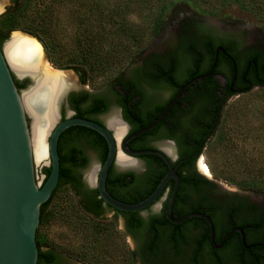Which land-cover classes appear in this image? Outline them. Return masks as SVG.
<instances>
[{"label": "flooded vegetation", "instance_id": "flooded-vegetation-1", "mask_svg": "<svg viewBox=\"0 0 264 264\" xmlns=\"http://www.w3.org/2000/svg\"><path fill=\"white\" fill-rule=\"evenodd\" d=\"M187 37L191 39L187 46L179 45L180 42H177L176 45L164 47L161 50L144 51L142 58L127 68V75L123 78L122 82L125 84L129 82L137 83L138 81L142 82L148 79L146 76L159 78L165 75L167 79L175 83H185V80L202 74L197 73L200 70H209L211 66L215 64L213 74L203 79H207L212 75L213 79L218 80L225 87L232 73L233 79H238L237 65L242 64L247 59L249 51H260L264 48V45L260 48L252 47L245 51L240 58L235 52V47L232 42L227 43L223 39H216L207 33L204 34L203 40H201L200 37L197 38L195 34L193 37L190 35H187ZM207 40L224 42V45L221 43H217L216 45V47L223 46V50H218L217 52L214 50V52H212L210 46L205 45V41ZM192 42L197 44V47H191ZM211 59L212 64L210 65ZM233 61L235 62V66L233 65ZM166 63H168L167 66H165ZM132 69H134L136 73L134 78H131ZM14 79L21 85V87L18 88L21 90L23 84L19 81V78L14 77ZM27 80L29 81V79ZM201 80L202 79H198L187 86L185 89H189V91L183 92L185 89L182 91L183 93L179 96L180 99L177 101L178 97L173 102L164 118L161 120L162 122L160 121V124H157L159 126L154 134H149L145 138L134 140L135 137L127 142V146L132 150L157 149L166 150L168 152L167 154L172 165L179 175L178 186L171 207L172 217L180 218L190 213H203L208 215L214 225L215 246L210 242L209 226L205 218L201 216H191L178 223H173L168 219L166 207L170 194L174 188V178H170L166 182L158 199L142 210L132 212L119 210V212H116L108 208L105 202V204H102L101 208L103 210L101 214H104L106 211H112L117 213L122 219L124 232L130 237L134 244L132 254L137 257L140 264H161L162 261L170 262L171 259L175 261L185 260L190 264H192L191 261L194 260H197L200 264L204 260H208L212 264H225L227 262H232L234 264L236 261H260L261 264H264V238L261 236V227L259 224H257L253 217L248 215L250 213V207L248 206L249 202L243 200L239 195H233L231 190L227 189L215 179L207 176L208 173L204 172V169H201L198 164L199 156H195L196 140L188 136L191 133L196 137V133L199 130V126L196 124L202 113V95L201 92H199L201 91V87L198 88L196 87L197 85L194 86L193 84H197V82ZM71 85L68 86L69 89H71ZM120 86V84L116 86L119 93L113 96L114 98L107 95L105 92L106 90L103 88L96 91L86 89V87H82L80 90L71 89V91L67 93L64 105L60 106L61 102L59 103L60 118L79 116L77 115L75 107L77 105L86 110L85 117L102 124H109L110 121L115 118L111 117L108 121L106 120L107 122L105 121L106 115L112 106L117 109V113L121 118H123L125 107L128 108L126 112L132 113L133 111L134 113H144L154 117L159 113L158 110H162L161 108H164L175 94L173 88H167L168 94L165 97L149 100L148 95L152 89H141L138 86L130 100L125 101V106H123L122 104H117L124 101L125 98V92ZM107 102L110 103L108 108L106 107ZM67 108L70 109L68 113L66 111ZM130 129L131 126L128 123L126 136L129 135ZM161 141H167L169 148L164 149L159 146V142ZM94 152L96 153L99 164H101L99 154L96 151ZM130 157L131 158L127 157L129 162L120 163L121 165H129L128 167H120L116 162L110 167L112 174L115 175L131 172V174L126 176V180H129V186H126L125 193H121V186L115 187L116 193L121 197H130V195L136 193L140 189L151 188V185L148 186L146 182L150 181V184H153L157 179V173L159 172L160 174V172L163 171L164 175L168 169L162 158L144 159L141 158L140 155L134 156V158L133 156ZM134 163L138 164L136 170L130 169V166ZM83 169L85 168L77 170L79 175L76 181L79 185L73 180L71 184L73 187H79L82 193H88L91 189L96 187L94 180L90 177L92 172L88 176H85L82 172ZM77 197L79 199L82 198L80 194H78ZM163 214L166 216L169 224L161 221L150 222L153 218H160L163 220ZM135 216L142 220L141 223H133L135 222L133 221V217L135 218ZM240 222H247L246 228ZM171 224L177 225V230H179L177 232L179 252H177L178 255H175V258L171 257V252L169 250ZM205 227L208 229L207 240L206 238H202ZM236 228L242 229L244 239L242 233L236 230ZM258 232L260 233L259 235H257ZM194 236H197V238ZM225 237L227 238L225 239ZM224 239L225 241L223 242ZM150 251H157L156 255H153L155 260L149 258ZM61 264H79V262L73 259L69 263L62 262Z\"/></svg>", "mask_w": 264, "mask_h": 264}, {"label": "rangeland", "instance_id": "rangeland-1", "mask_svg": "<svg viewBox=\"0 0 264 264\" xmlns=\"http://www.w3.org/2000/svg\"><path fill=\"white\" fill-rule=\"evenodd\" d=\"M10 4L11 0L3 2L0 16ZM198 5L196 8L182 5L180 2L175 3L169 12L164 29L155 37L145 31L149 22L143 16V12L134 8L128 12L127 18L133 22L134 26L143 29L144 36L141 39V45L145 51H156L174 46L180 42L182 35L193 37L199 32L207 33L216 39H223L227 43L232 42L240 58L248 49L260 48L264 45V22L262 20L264 3L249 9H242L236 4L221 6L219 0H204ZM55 15V20H57L52 23V32L60 47L59 50L74 53L78 40L74 6L56 10ZM184 25L186 28L181 30ZM14 31L30 35L20 29H13L9 31L2 44ZM131 48L115 56L116 60L109 70L102 74H94L84 84L80 82L75 70L58 68L48 61L45 53L44 57L53 68L70 72L72 90L86 87V89L96 91L103 88L108 94V89L112 88L115 76L126 77L129 60L132 58V64H134L144 54L143 52L137 56ZM129 54L132 55L127 56ZM121 71L125 73L121 75ZM19 81L24 84L21 90L26 91L30 81L24 78ZM71 89L61 98L60 106L64 105L67 93ZM167 94V89H163L160 94L152 90L148 97L149 100L159 99ZM66 111L68 113L70 109L67 108ZM106 116L105 121L111 117H119L117 109L113 106ZM159 146L164 149L169 148L167 141L159 142ZM85 153L89 163L82 172L88 176L99 165V162L96 153L91 148L86 147ZM198 164L200 167L201 164L203 165V171L208 173V177L231 190L233 195H239L243 200L264 210V189L246 185L247 183L264 184V86L254 85L248 91L232 95L227 99L217 130L209 138L199 155ZM48 165L49 156L42 161L36 160L35 175L39 183L44 180L43 169ZM137 168L136 163L130 166V169L136 170ZM95 173L97 178L98 168ZM77 199L78 197L69 185H62L56 191L50 204L51 216L41 228L44 236L42 249L58 253L63 263H69L74 259L78 260L79 264H140L137 257L132 254L134 244L124 232L122 219L117 213L106 211L94 217V215L81 211ZM259 234L258 232L257 235ZM80 254H85L86 259H82ZM161 264L190 263L178 260L173 263L162 261ZM201 264L212 263L204 260Z\"/></svg>", "mask_w": 264, "mask_h": 264}, {"label": "trees", "instance_id": "trees-1", "mask_svg": "<svg viewBox=\"0 0 264 264\" xmlns=\"http://www.w3.org/2000/svg\"><path fill=\"white\" fill-rule=\"evenodd\" d=\"M113 1V2H112ZM204 0H11V4L8 5L5 11L0 16V43L7 37L9 31L13 29H20L34 37L41 43L45 56L48 61L62 69L72 68L78 75L81 83H86L94 74H102L111 68L116 60L115 56H119L123 52L132 47V52L137 56H140L145 51V48L141 45V39L144 36L143 29L136 27L133 22H130L127 18V14L132 9H137L143 12V16L148 19L147 27L145 31L149 35L157 36L165 27L169 12L172 6L180 2L185 6L196 7ZM218 1V0H215ZM221 6L236 4L242 9L253 8L257 4L264 3V0H219ZM110 5V6H108ZM66 6H74L76 24L78 31L77 46L74 53L60 52V47L56 43L55 37L52 32V23L55 20V11L60 10ZM262 20L264 22V12L262 13ZM57 20V19H56ZM56 20L54 22H56ZM5 28V29H4ZM186 28V25L182 26L181 30ZM203 32H199L196 35L197 38L203 40ZM190 37L185 34L182 35L179 45H188ZM218 40H207L205 45L210 46L212 52H214L217 43L224 45V42H217ZM191 47H197V44L192 42ZM128 54V53H127ZM124 55V54H123ZM129 54L127 56H130ZM213 59V55H212ZM212 59L211 63L212 64ZM133 59L129 60L127 68L132 64ZM166 63L165 66H167ZM195 69V68H194ZM131 73V78L136 75L135 70ZM208 70H200L197 73H205ZM215 71V70H214ZM125 72L121 71V75ZM213 74V72L211 73ZM237 78L233 79V73L229 76L228 82L224 87L218 80L212 78V75L207 79H202L200 82L193 85L201 87V110L202 113L199 116L198 123L199 130L195 135H188L195 138V156H199L203 151L209 138L216 132L218 124L221 119L223 107L227 99L236 94H240L248 91L254 85L264 86V48L263 50H250L247 59L240 65H237ZM148 79L137 83L122 82V76L113 79L112 88L108 89V94L115 96L119 93L116 89L117 85H121V89L125 92L124 101L117 104L125 106V101L130 100L132 94H134L136 87L150 88L157 92H161L163 89L173 88L175 92L184 83H175L170 79H167L165 75L159 78H152L146 76ZM191 77V76H190ZM187 81V80H185ZM18 88L21 87L18 81L15 80ZM23 84V83H22ZM24 86V84L22 85ZM189 88V87H188ZM137 90V89H136ZM186 90V91H185ZM183 92L189 91L185 89ZM182 92V93H183ZM222 93V94H221ZM86 94V93H85ZM84 94V95H85ZM87 95V94H86ZM180 97L177 99V101ZM114 101V99H113ZM110 103L107 102L108 108ZM77 115L85 117L86 110L79 105L75 106ZM128 108L125 107L123 111V118L126 120L131 129L129 134L149 125L163 110H158L159 113L151 117L149 114L126 112ZM135 110V108H134ZM162 122V121H161ZM160 124V123H159ZM157 125L153 129L144 134L136 137V139L145 138L149 134H154L157 129ZM188 142V140L186 139ZM91 148L96 151L101 159V163L104 161L107 153V144L104 138L96 131L84 127V126H70L65 129L58 139V152L60 155V173L59 180L56 188L49 197L40 206V221L36 230V243L38 246V259L36 264H61L62 261L58 253L53 250H43L44 236L41 232V228L47 221V218L51 216L50 204L53 201L56 191L62 185H69L75 196L81 195V199H77L78 206L82 212L89 213L98 217L102 213V204H105L102 198L99 197L97 188L91 189L88 193H82L79 187H73L72 180L76 181L80 168H86L88 166V157L85 153V148ZM141 158H160L154 154H143ZM50 167H45L44 180L48 176ZM163 171L157 173L156 181L153 184L146 182L149 189L143 188L136 193L130 195V197H121L115 190V187L121 186L122 192H126V186H129V180H126V176L131 172H125L118 175L112 174L111 168L108 171L106 178V188L114 197L129 203L138 202L147 197L156 187L160 177L163 175ZM125 180V181H123ZM249 187L258 186V188L264 189L263 183H247ZM108 208L119 212L118 209L106 204ZM250 207V217L256 220L257 224L261 227V236L264 238V210L258 208L255 204L248 203ZM134 214V212H133ZM134 224L141 223V219L133 217ZM165 222L169 224L166 216L163 214V220L160 218H153L150 222ZM245 228L247 222H240ZM178 227L177 225H170V246L171 257L175 258L178 255ZM197 238V236H194ZM202 238H208V229L205 227L203 230ZM149 249V248H148ZM150 250V249H149ZM174 252V253H173ZM157 251H150L149 258L155 260L153 255H156ZM82 259H86V255H81ZM193 260V259H192ZM85 261V260H82ZM176 262L170 260V263ZM192 264H200L197 260L191 261ZM234 264H261L260 261L246 262L236 261Z\"/></svg>", "mask_w": 264, "mask_h": 264}, {"label": "water", "instance_id": "water-1", "mask_svg": "<svg viewBox=\"0 0 264 264\" xmlns=\"http://www.w3.org/2000/svg\"><path fill=\"white\" fill-rule=\"evenodd\" d=\"M27 36L34 38L30 35ZM34 39L38 41L36 38ZM5 43L6 42L3 44L0 43V264L37 263L38 246L36 243V230L40 221V206L49 199L59 180L60 155L58 152V139L65 129L75 125L84 126L96 131L106 141V157L101 164L95 167L96 169L98 168L95 187L98 190L99 197L102 198L104 202L121 211L132 212L142 210L154 203L162 193L166 182L170 178H174V188L170 194L166 207L168 219L173 223H178L191 216H201L205 218L209 226L210 242L215 246L214 225L208 215L203 213H190L180 218L172 217L171 207L177 190L179 175L172 165L167 154L168 152L166 150L157 149L132 150L127 146L129 140L156 127L182 91L196 80L208 77L213 72L215 64H213L206 73L193 76L182 84L158 117L149 125L126 136L128 123L119 116L118 119L126 127V131L119 141L108 123L102 124L95 120L80 116L60 118L59 103L69 89L66 88L61 93L57 102V118L47 138V151L49 156L48 166L50 167V171L46 179L43 180L42 183H39L35 175L31 116L26 109L23 98L24 93L36 85V79L30 74L20 75L12 68L4 52ZM218 50H223V46L215 48L216 52ZM47 63L52 67L48 61ZM233 65L235 66L234 61ZM56 70L64 71L62 69ZM14 77L29 79L30 85L26 91L18 89ZM120 153L129 158H131L130 156L134 158V156L143 154H155L162 158L168 167L155 189L147 197L138 202L129 203L122 201L110 194L106 188L107 174L114 162L120 167L129 166L118 163L117 157ZM236 230L242 233L241 228H236ZM227 237H225V239ZM242 237L244 239L243 233Z\"/></svg>", "mask_w": 264, "mask_h": 264}, {"label": "bare ground", "instance_id": "bare-ground-1", "mask_svg": "<svg viewBox=\"0 0 264 264\" xmlns=\"http://www.w3.org/2000/svg\"><path fill=\"white\" fill-rule=\"evenodd\" d=\"M0 1V11L2 3ZM5 55L12 68L19 73L30 74L36 79V85L24 93V103L31 116V136L35 162L48 157L47 138L57 118V102L61 93L72 84L70 72L50 67L38 41L18 31H14L4 44ZM119 141L126 131L125 125L115 117L108 124ZM129 159L121 153L118 163H127ZM200 164V163H199ZM203 169V165L201 164ZM96 168L90 177L96 179ZM92 180V181H93Z\"/></svg>", "mask_w": 264, "mask_h": 264}]
</instances>
